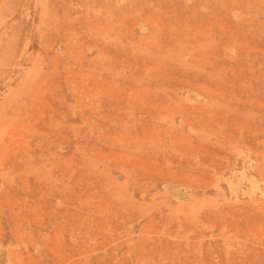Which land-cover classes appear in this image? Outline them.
<instances>
[{"label":"rangeland","instance_id":"rangeland-1","mask_svg":"<svg viewBox=\"0 0 264 264\" xmlns=\"http://www.w3.org/2000/svg\"><path fill=\"white\" fill-rule=\"evenodd\" d=\"M0 264H264V0H0Z\"/></svg>","mask_w":264,"mask_h":264}]
</instances>
